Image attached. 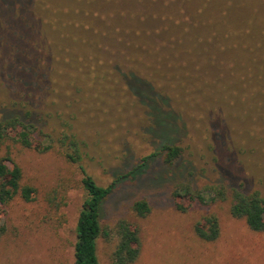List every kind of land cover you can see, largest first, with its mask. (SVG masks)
Segmentation results:
<instances>
[{
    "label": "trees",
    "instance_id": "1",
    "mask_svg": "<svg viewBox=\"0 0 264 264\" xmlns=\"http://www.w3.org/2000/svg\"><path fill=\"white\" fill-rule=\"evenodd\" d=\"M258 6L246 0H0V147L41 153L57 148L78 162L85 142L72 121L81 113L87 126L94 124L89 106L97 112V95L114 89L118 96L129 91L135 104L154 110L157 94L179 104L191 99L219 109L227 122L239 123L241 133L264 130V12ZM152 119L159 122L155 113ZM162 151L164 163L173 165L183 149L167 142ZM82 172L87 197L75 225L73 264H99V238L114 243L110 264H134L141 252L139 225L125 217L113 227L101 220L123 175L103 186ZM35 192L7 150L0 156V207L17 197L31 201ZM171 195L180 212L208 196L211 202L229 199L232 217L264 232V196L245 192L241 184L197 189L180 181ZM130 212L143 218L150 203L136 199ZM193 229L202 241L213 242L219 219L204 214ZM4 230L0 226V236Z\"/></svg>",
    "mask_w": 264,
    "mask_h": 264
},
{
    "label": "rangeland",
    "instance_id": "2",
    "mask_svg": "<svg viewBox=\"0 0 264 264\" xmlns=\"http://www.w3.org/2000/svg\"><path fill=\"white\" fill-rule=\"evenodd\" d=\"M254 3L264 12V0H246ZM115 90L97 95L94 105L99 110L93 108L97 112L89 106L94 124L87 126L81 113L72 121L85 142L78 162H71L57 148L41 153L15 144L0 147V156L9 150L23 170V183L36 190L31 201L17 197L0 207V226L5 227L0 264H73L75 225L87 197L82 169L103 186L123 175L101 209V220L113 227L125 217L139 225L141 252L134 264H264V232L232 217L229 199L211 202L208 196L204 203L180 212L171 195L183 181L197 189L223 185L229 190L241 184L245 192L264 196V130L241 133L239 123L227 122L219 109L191 99L190 104H179L182 101H164L157 94L158 110H154L135 104L129 91L118 96ZM0 95L2 99L3 92ZM150 110L159 118L156 125ZM221 132L225 134L220 138ZM167 142L183 149L173 165L163 161L162 145ZM146 156L150 157L144 162ZM140 163L144 164L127 173ZM139 198L148 200L151 212L134 218L130 205ZM207 213L219 219L220 234L213 242L202 241L193 229ZM113 245L98 239L99 264H110Z\"/></svg>",
    "mask_w": 264,
    "mask_h": 264
}]
</instances>
